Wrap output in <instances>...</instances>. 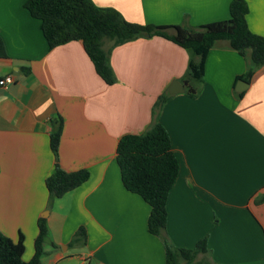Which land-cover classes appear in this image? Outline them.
Instances as JSON below:
<instances>
[{
    "label": "crops",
    "instance_id": "0c3cea01",
    "mask_svg": "<svg viewBox=\"0 0 264 264\" xmlns=\"http://www.w3.org/2000/svg\"><path fill=\"white\" fill-rule=\"evenodd\" d=\"M26 0H0V231L23 236L34 252L37 222L48 235L40 264H165L162 239L147 228L149 205L123 186L116 147L157 120L167 130L178 175L166 202L165 235L175 246L208 252L195 264H264V64L217 40L190 94L182 82L190 52L161 37L112 44L104 39L115 82L96 72L80 40L48 48ZM131 22L199 26L229 18L231 0H92ZM249 29L264 36V0H245ZM246 80L240 92L236 86ZM178 92L168 89L174 81ZM167 92L160 108L157 98ZM61 125L58 164L88 179L49 202L55 158L50 135ZM84 228L83 243L71 239Z\"/></svg>",
    "mask_w": 264,
    "mask_h": 264
},
{
    "label": "trees",
    "instance_id": "16d2710c",
    "mask_svg": "<svg viewBox=\"0 0 264 264\" xmlns=\"http://www.w3.org/2000/svg\"><path fill=\"white\" fill-rule=\"evenodd\" d=\"M24 6L31 16L40 20V28L49 49L72 40H80L96 72L109 85L116 78L109 62V54L102 49L104 39L112 40L114 45L140 36L157 35L187 49L191 58L181 80L190 94L196 93L194 84L202 79L207 53L217 40H227L230 47L242 55L249 53L250 65L243 75L244 78L249 80L264 64V36L249 29L245 0H231L227 20L199 26L131 22L118 10L99 7L92 0H26ZM3 53L0 41V55ZM168 95L164 92L157 98L156 110ZM60 136L59 124L50 135V147L55 158L54 167L45 180L50 203L78 187L89 176L86 169L65 171L59 166ZM116 161L125 189L138 194L150 207L147 228L151 234L162 239L165 264H195L199 253L208 252L205 239L199 240L194 248H181L173 245L165 235L166 202L177 178L179 165L164 126L156 120L143 133L123 135L117 143ZM263 201L264 192L255 199L256 203ZM37 226L34 252L28 261L23 259V236L20 234L17 240H12L0 231V264H40L44 240L48 235L45 218L40 217ZM85 239L86 232L79 227L71 241L83 243Z\"/></svg>",
    "mask_w": 264,
    "mask_h": 264
},
{
    "label": "water",
    "instance_id": "95a60500",
    "mask_svg": "<svg viewBox=\"0 0 264 264\" xmlns=\"http://www.w3.org/2000/svg\"><path fill=\"white\" fill-rule=\"evenodd\" d=\"M238 83L244 84L245 87L240 88L239 86H236V87H235V90H236L237 92H240V91L244 90V89L246 88V86L248 85V82H247L246 80H243V79H240ZM176 86H179V88H180L179 91L182 90V87H181V85L179 84V82L175 80V81L171 84V86L169 87V89H168V93H170V94L177 93L178 90H177Z\"/></svg>",
    "mask_w": 264,
    "mask_h": 264
},
{
    "label": "built area",
    "instance_id": "2783aa9c",
    "mask_svg": "<svg viewBox=\"0 0 264 264\" xmlns=\"http://www.w3.org/2000/svg\"><path fill=\"white\" fill-rule=\"evenodd\" d=\"M13 81H14L13 76L11 74H8V75L0 78V86H4V85H7V84H10ZM79 264H86V261H82Z\"/></svg>",
    "mask_w": 264,
    "mask_h": 264
}]
</instances>
